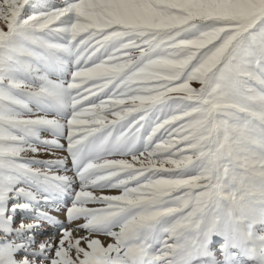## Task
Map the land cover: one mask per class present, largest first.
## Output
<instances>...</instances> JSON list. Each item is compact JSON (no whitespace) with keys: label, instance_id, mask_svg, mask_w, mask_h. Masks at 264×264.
<instances>
[{"label":"snow or ice","instance_id":"snow-or-ice-1","mask_svg":"<svg viewBox=\"0 0 264 264\" xmlns=\"http://www.w3.org/2000/svg\"><path fill=\"white\" fill-rule=\"evenodd\" d=\"M222 212L264 233V0H0V264H252Z\"/></svg>","mask_w":264,"mask_h":264},{"label":"clouds","instance_id":"clouds-1","mask_svg":"<svg viewBox=\"0 0 264 264\" xmlns=\"http://www.w3.org/2000/svg\"><path fill=\"white\" fill-rule=\"evenodd\" d=\"M218 227L224 234L223 238L229 244L237 246L252 264H264V233H258L255 241L249 243L250 237L246 234L244 221L227 212L219 215Z\"/></svg>","mask_w":264,"mask_h":264},{"label":"rangeland","instance_id":"rangeland-1","mask_svg":"<svg viewBox=\"0 0 264 264\" xmlns=\"http://www.w3.org/2000/svg\"><path fill=\"white\" fill-rule=\"evenodd\" d=\"M57 2H59V0H57ZM193 86L194 87H199V85L198 84H195V83L193 84ZM45 137L48 138V139H51L52 138L48 134H45ZM61 142L62 143H65V145H66V141H63L62 140ZM28 155L31 156V153H29ZM66 155H67L66 152L57 151L54 156H49L47 154H44L41 158H44V159H48V158H58V157L66 156ZM68 166L71 167V161L70 160L68 161ZM71 174L72 173H69V175H71ZM106 194H109V193H106ZM110 194H118V192L113 191ZM67 202L70 203V200L67 201ZM52 213H54L56 216H63L64 219H62V221H64L66 223V216H65V211L64 210H61L59 212H52ZM21 218H22V214H21V216H18L17 217V220L19 221ZM26 222H30V221H26ZM68 226H70V225H68ZM45 227H48L49 230L48 229L47 230H44V229H46ZM53 228H56V230L58 229L57 227L47 226V224L43 225V228H42L41 232L39 231L38 234H37V237H36L37 240L39 241V240H42L44 237H47V236H50V235H55L58 232V230H57V232H55V230H53ZM57 239H58V237H57ZM101 239L103 240V242L105 244H107L108 240L106 238H101ZM213 240L214 241H217L218 243H223V238L222 237H219V236L213 237Z\"/></svg>","mask_w":264,"mask_h":264},{"label":"bare ground","instance_id":"bare-ground-1","mask_svg":"<svg viewBox=\"0 0 264 264\" xmlns=\"http://www.w3.org/2000/svg\"><path fill=\"white\" fill-rule=\"evenodd\" d=\"M51 214H52V215H55L54 213H51ZM57 214H58V213H57ZM55 216H56V215H55ZM57 217H58V219L61 220V221H62V219H64L63 216H57ZM47 226H48V225H47ZM45 228H46V229H44V230H47V229L49 230L48 227H45ZM53 230H55V232H57L58 229L56 230V228H53ZM40 232H41V231H40Z\"/></svg>","mask_w":264,"mask_h":264}]
</instances>
